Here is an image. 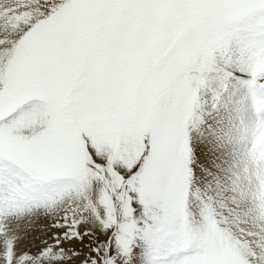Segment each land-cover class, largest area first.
I'll use <instances>...</instances> for the list:
<instances>
[{
  "label": "snow or ice",
  "instance_id": "6c2138e0",
  "mask_svg": "<svg viewBox=\"0 0 264 264\" xmlns=\"http://www.w3.org/2000/svg\"><path fill=\"white\" fill-rule=\"evenodd\" d=\"M264 264V0H0V264Z\"/></svg>",
  "mask_w": 264,
  "mask_h": 264
},
{
  "label": "rangeland",
  "instance_id": "374dc122",
  "mask_svg": "<svg viewBox=\"0 0 264 264\" xmlns=\"http://www.w3.org/2000/svg\"><path fill=\"white\" fill-rule=\"evenodd\" d=\"M133 259H134V260H137V257L134 255V256H133ZM137 264H138V260H137Z\"/></svg>",
  "mask_w": 264,
  "mask_h": 264
}]
</instances>
